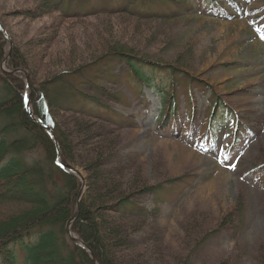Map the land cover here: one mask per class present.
<instances>
[{
  "label": "rangeland",
  "instance_id": "obj_1",
  "mask_svg": "<svg viewBox=\"0 0 264 264\" xmlns=\"http://www.w3.org/2000/svg\"><path fill=\"white\" fill-rule=\"evenodd\" d=\"M65 1L69 0H60ZM185 1L186 15L168 22L136 23L125 15L66 20L48 10L43 0H0V18L25 55L20 60L29 65V80L45 87L59 106L54 112L57 122L84 175L81 197L88 191L90 203L103 185H114L118 193L133 188L129 195L137 207L118 211L122 220L116 218V201L108 197L91 206L99 207L100 219L121 225L118 229L124 232V237L114 239L113 259L121 264H262L264 171L257 168L264 161V0H217L223 7L204 9L198 0ZM71 2L90 8L99 0ZM137 28H155L157 33L146 38ZM122 35L121 42L144 51L142 55L154 61L162 56L161 63L207 82L206 89L191 91L200 118L216 93L233 108L236 122L247 127L236 136V125L229 119L220 125L213 145L204 142L202 147L197 141L200 124L191 138L174 127L162 130L156 123L160 94L147 88L132 93L123 60L106 59L83 73L65 72L72 70L66 66L70 63L74 72L88 65L89 56H98ZM10 43L13 48L12 38ZM2 67L0 60V72ZM60 72H65L62 77L50 80ZM3 82L0 75V98L8 93ZM65 86L126 119L112 121L86 110L82 102L68 99ZM192 106L181 102L180 109ZM233 135L236 143L228 151ZM28 151L27 162L45 161L41 146ZM93 173L98 185L91 179ZM171 180L178 184L171 187ZM156 185L171 188L158 198L143 191ZM13 204L26 208L25 203ZM227 215L231 218L224 226Z\"/></svg>",
  "mask_w": 264,
  "mask_h": 264
},
{
  "label": "trees",
  "instance_id": "obj_2",
  "mask_svg": "<svg viewBox=\"0 0 264 264\" xmlns=\"http://www.w3.org/2000/svg\"><path fill=\"white\" fill-rule=\"evenodd\" d=\"M210 1L202 0V4L208 5ZM43 2L48 10L57 12L60 17L66 20L125 15L124 17L136 23L138 21L168 22L181 19L184 16L182 14L184 0L177 2L175 0H111L105 4V7L93 13L74 17L59 12V5L47 0H43ZM172 3H174V9L165 7ZM0 23L13 40V48L10 51L0 29V60H3L9 53L7 63L9 70H27L29 65L27 66L23 60H20V57H25L24 53L21 48L16 47L12 33L1 18ZM154 29L148 31L144 28H137L136 30L143 36L146 35V38H151L157 33V27ZM145 31L146 33L143 34ZM113 38L111 37L109 40ZM122 38L123 35L119 40L113 41L112 44L109 43L110 45H107L98 56H89L92 57V60L88 65H83L74 72V64L71 66L70 63L66 66L72 70L65 72L83 73L102 64L106 59H112L115 56L123 58L128 63L129 82L133 93L142 92L144 85L160 94L162 116L159 120H161L160 124L166 125L172 115L179 111V93L189 92L194 86L202 88L204 87L203 82L187 77L188 73L170 66L171 64L168 65L169 63H161L160 57L162 56L157 58L160 61H154L156 59L153 57L142 55L144 51L136 50L127 43H122ZM101 40H108V38L101 37ZM65 72L49 76L50 80L54 82ZM0 75L4 81L3 88L8 90L7 95L0 98V264H94L92 256L87 250L77 246L66 232V225L77 210L79 198V216L72 225L75 237L81 239L92 249L98 264H121L113 259L112 250V248H116L117 244L114 239L124 237V232L122 233L118 229V226L121 225L113 226L106 220L100 219L96 212L99 207L92 210L91 206L93 204L95 206L99 200L108 197L107 201H116V218L121 219L122 214L118 211L121 212L122 209L133 206L132 197L129 195L133 188L118 193L114 190V185H103L99 189L100 195H102L98 194L97 200L96 196L98 195L96 194L88 203V191L84 194V198L80 197L83 186L81 179L56 164L57 149L52 137L34 122L25 110L23 93L26 81L24 75L4 72H0ZM65 80L66 78L61 80L62 83ZM30 84L33 113L37 118L47 122L56 133L62 162L75 165L77 160L67 139L68 136L57 122L55 108L58 109V104L54 103L51 98L49 99L45 87H38L32 79ZM65 87L70 93L68 99L73 98L82 102L86 110L97 111L96 113L106 115L113 121L125 119L116 111L111 110L108 105L101 104L97 99L80 90H71V87ZM219 103V98L214 97V110L210 113L211 115L216 112V109L217 112L218 109L228 112L226 106ZM207 128L210 129V126ZM35 145L42 147L45 154L44 162H27L25 160L24 156ZM261 163L264 165V161ZM94 175L93 173L91 179L95 180V184L98 185L99 178ZM175 186L172 184V187ZM90 188L94 189L93 186H89L88 190ZM145 190L155 192L157 197L166 191L160 185L145 188L143 191ZM95 201L97 202L95 203ZM13 203H25L26 208L20 209ZM230 218V215L224 217L222 222L224 226L229 224L228 219L230 220ZM261 261L264 264V248Z\"/></svg>",
  "mask_w": 264,
  "mask_h": 264
},
{
  "label": "water",
  "instance_id": "obj_3",
  "mask_svg": "<svg viewBox=\"0 0 264 264\" xmlns=\"http://www.w3.org/2000/svg\"><path fill=\"white\" fill-rule=\"evenodd\" d=\"M28 102V101H27ZM28 112H29V110H28ZM30 113V112H29ZM42 126L45 128V129H47L50 133H51V135L53 136V138H54V140H55V142H56V145H57V138H56V136H55V134H54V132L46 125V124H42ZM66 167L68 168V169H70V170H72V171H75V172H78L79 174H80V172H79V170L77 169V168H75V167H72V166H69V165H66ZM65 167V168H66ZM78 216V211L75 213V215H74V217H73V219H75L76 217ZM73 219H72V221H73ZM71 221V222H72ZM69 230V229H68ZM89 250H90V248H89ZM91 251V250H90Z\"/></svg>",
  "mask_w": 264,
  "mask_h": 264
},
{
  "label": "bare ground",
  "instance_id": "obj_4",
  "mask_svg": "<svg viewBox=\"0 0 264 264\" xmlns=\"http://www.w3.org/2000/svg\"><path fill=\"white\" fill-rule=\"evenodd\" d=\"M80 172H81V171H80ZM81 174H83V173H81ZM82 176H84V175H82ZM220 180H221L220 177H218V178L215 179L216 183H218L219 185H220V183H221ZM81 190H83V188H81ZM78 216H79V214H78ZM78 216L75 218V220L78 218ZM75 220L73 221V223L75 222Z\"/></svg>",
  "mask_w": 264,
  "mask_h": 264
}]
</instances>
